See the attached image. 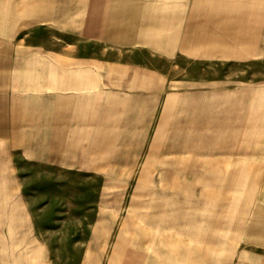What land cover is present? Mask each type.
I'll return each instance as SVG.
<instances>
[{
    "label": "crops",
    "instance_id": "1",
    "mask_svg": "<svg viewBox=\"0 0 264 264\" xmlns=\"http://www.w3.org/2000/svg\"><path fill=\"white\" fill-rule=\"evenodd\" d=\"M227 9L0 0V151L81 172L82 152L104 143L105 174H135L136 186L143 176L138 208L176 218L190 237L223 239L232 218L249 240L248 264H264V6ZM9 251L0 235V264H20Z\"/></svg>",
    "mask_w": 264,
    "mask_h": 264
},
{
    "label": "rangeland",
    "instance_id": "2",
    "mask_svg": "<svg viewBox=\"0 0 264 264\" xmlns=\"http://www.w3.org/2000/svg\"><path fill=\"white\" fill-rule=\"evenodd\" d=\"M208 6L228 10L264 6V0H208ZM217 17L209 15L210 43L217 33ZM224 28L229 33L227 25ZM180 64L170 71L178 72ZM114 135L116 168L120 144L115 139L120 135ZM89 147L82 152L81 172L41 167L0 151L1 245L20 264L43 259L47 264H120L124 254L125 264H136L139 254L144 264H248L243 226L235 231L236 221L228 218L223 239H217L215 230L205 232L204 238L179 233L176 218H153L152 206L138 208L143 176L139 186L135 174L108 176L104 143Z\"/></svg>",
    "mask_w": 264,
    "mask_h": 264
},
{
    "label": "bare ground",
    "instance_id": "3",
    "mask_svg": "<svg viewBox=\"0 0 264 264\" xmlns=\"http://www.w3.org/2000/svg\"><path fill=\"white\" fill-rule=\"evenodd\" d=\"M126 132V131H125ZM115 144V143H114Z\"/></svg>",
    "mask_w": 264,
    "mask_h": 264
}]
</instances>
